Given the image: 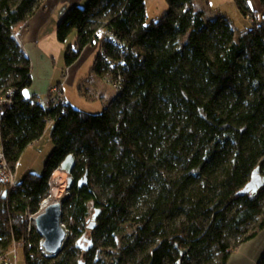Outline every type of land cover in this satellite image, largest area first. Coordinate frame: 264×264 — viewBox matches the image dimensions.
Returning a JSON list of instances; mask_svg holds the SVG:
<instances>
[{
	"label": "trees",
	"instance_id": "16d2710c",
	"mask_svg": "<svg viewBox=\"0 0 264 264\" xmlns=\"http://www.w3.org/2000/svg\"><path fill=\"white\" fill-rule=\"evenodd\" d=\"M194 1L166 0L168 12L152 21L146 0H89L68 10L56 29L59 43L76 33L67 66L96 45L87 80L98 76L117 89L94 115L64 95L50 106L25 97L33 68L16 28L47 0H0V96L11 92L13 102L0 118L6 156L16 170L48 127L53 145L43 175L28 174L11 192L0 183L3 252L26 237V264H79L77 242L91 218L86 264L100 248L112 258L103 264H228L264 230V187L243 193L256 169L264 177V0L255 14L251 0H235L252 20L238 33ZM68 155L77 168L62 221L74 237L46 256L42 237L28 235L26 212L40 211ZM86 174L87 186L78 187ZM125 224L133 233L120 246Z\"/></svg>",
	"mask_w": 264,
	"mask_h": 264
},
{
	"label": "rangeland",
	"instance_id": "374dc122",
	"mask_svg": "<svg viewBox=\"0 0 264 264\" xmlns=\"http://www.w3.org/2000/svg\"><path fill=\"white\" fill-rule=\"evenodd\" d=\"M70 1L71 0H69V2ZM87 2L88 0L82 3L81 6H85ZM250 3L253 9V14L261 10V2L259 0H251ZM67 4L69 3H66V0H50L47 10L48 12L46 15L42 16L44 20L42 21L43 24L40 25L43 29L42 33L56 32L59 20L64 14H66L68 8H70ZM196 6L199 10L205 11L208 19H216L219 16L228 18L236 33L252 27L251 18H245L243 14H241L235 0H197ZM146 7L148 8L147 16L149 21L160 18V16L169 10L166 0H146ZM164 7L166 10H163ZM75 37L76 33H73L65 43H59L57 40H53L47 47L53 56L52 63L55 72L53 73V85L56 86L60 84L62 86V89H64L65 92V98L72 105V107L97 115L105 110L108 105V100L111 101L114 99L117 94V89L113 87V85L108 81L102 80L98 76H93L92 80H87L98 52V46L96 45L87 47L83 51L82 57L76 61L72 67L67 66L65 54L68 47L74 43ZM98 92L105 95L103 96L104 98L102 97L103 99L98 96ZM46 133L47 134L45 135L42 143L37 146H32L23 156L21 163L17 166V183L21 182L28 173L43 175L45 169L44 163L48 158L47 156H49L53 150L51 127H48ZM59 174L60 178L57 177ZM53 177L54 183H50V190L52 191H50V194L47 198L51 197L53 190L61 189V194L56 198V202L61 203L64 210L65 201L69 195L67 189V176L57 170ZM41 209L42 205L38 214H40ZM90 210V217H92L94 213L92 204H90ZM88 222L89 224L83 231V241L86 240L83 242V244L86 246L89 245L88 241L91 240L93 234L89 227L94 221L90 218ZM30 224L32 225V230L36 231L34 221H32ZM64 227L68 234L67 240L64 243L65 246V244L68 243L74 236L72 232L68 230L67 223H64ZM132 230L133 228L130 224H125L121 228L117 234V239L120 246H124L126 243H128L130 235L133 233ZM75 241L76 240L74 239V242ZM116 250L118 249L109 251L114 253ZM90 255L91 256L89 259L92 261L91 264H103L104 262L108 263L112 261V258L105 253V248L93 250ZM79 256L82 258L80 260H85V255L82 251L80 252ZM16 264H26L24 247L20 246L18 248Z\"/></svg>",
	"mask_w": 264,
	"mask_h": 264
},
{
	"label": "crops",
	"instance_id": "0c3cea01",
	"mask_svg": "<svg viewBox=\"0 0 264 264\" xmlns=\"http://www.w3.org/2000/svg\"><path fill=\"white\" fill-rule=\"evenodd\" d=\"M85 1L87 0H71L70 2L69 0H66V3H69L67 5H69L70 8H73L76 6L81 7L82 3H84ZM196 2L197 0L193 2V5L197 10H199L198 7L196 6ZM49 3H50V0H47V3L43 6V8L38 11L35 17H33L30 21L26 23V26H19L16 28L18 39L21 45L24 47L26 55L30 57L31 62H32V68H33L32 75H31L32 84L24 92L25 97L27 99L44 98L51 92L52 88H56V87L58 88L60 85V84L56 86L53 85V79H54L53 73H55L53 63H52L53 56L49 52L50 51L49 48H47L53 40L54 41L57 40V33L56 32L42 33L43 29L40 26L41 24H43L42 21H44L42 16L46 15L48 12L47 10L49 7ZM70 8H68V10H70ZM163 10H166V8L164 7ZM147 11H148V8H147ZM252 12H253V9H252ZM255 13H260V11L255 12ZM157 19H160V18H157ZM60 20H59V23H60ZM59 89L62 91V95H64V98H65V92H64V89H62V86H60ZM97 94L101 98L105 96L103 93H100V92H98ZM66 101L67 103H69L68 100ZM108 102L109 100L107 101V104ZM46 132H45V135L47 134ZM45 135L42 137L41 140L31 144V147L40 145L42 141L44 140ZM23 156L21 157L22 159H23ZM16 172H17V169H16ZM28 174H33V173H28ZM263 254H264V230L259 234V236L256 239L249 241L247 244L242 245L239 248V250L230 257L229 259L230 261L228 264H258Z\"/></svg>",
	"mask_w": 264,
	"mask_h": 264
},
{
	"label": "water",
	"instance_id": "95a60500",
	"mask_svg": "<svg viewBox=\"0 0 264 264\" xmlns=\"http://www.w3.org/2000/svg\"><path fill=\"white\" fill-rule=\"evenodd\" d=\"M77 168V161L74 155H68L66 160L61 164L59 171L64 173L67 176V189L75 185V178L73 174ZM88 177L87 174L78 182V187L82 188L87 186ZM264 187V177L261 176L259 168L256 169V172L253 174L251 182L245 187L243 193H254L257 194V191ZM8 192L5 193L3 199L6 198ZM99 212L97 211L95 216ZM63 205L59 202L48 205L44 211L41 210L40 214L35 218V226L37 233L42 237V249L44 254L47 256H57L62 249L64 248V243L67 240V232L63 223ZM96 223H92L89 227L90 230H94ZM86 241V240H85ZM83 239H80L77 244L79 250H82L84 253H89L94 244L92 240L88 241V246L83 244ZM79 264H86L84 261H80Z\"/></svg>",
	"mask_w": 264,
	"mask_h": 264
},
{
	"label": "built area",
	"instance_id": "2783aa9c",
	"mask_svg": "<svg viewBox=\"0 0 264 264\" xmlns=\"http://www.w3.org/2000/svg\"><path fill=\"white\" fill-rule=\"evenodd\" d=\"M12 93L9 92L6 96H0V118L5 115L8 107L12 106L13 102L10 97ZM51 96V97H49ZM39 100L40 103H43L46 106H50L53 102H55V98H59L62 96V92L59 88H52L50 95ZM59 171V170H58ZM16 170L12 168L9 160L6 156V147L4 136L0 130V183L3 187L7 189V191L11 192L17 184L16 180ZM53 178V179H52ZM50 183H54V177H52ZM49 183V187H51ZM52 191V190H51ZM70 194V190L68 189ZM25 222L28 224V235L32 231V225L30 224L32 221L35 222V218L39 215L38 213L32 214L29 211L26 212ZM27 243V238L24 240L17 241L13 239L12 248L8 252H3L0 248V264H16V255L18 253V248ZM43 250V249H42Z\"/></svg>",
	"mask_w": 264,
	"mask_h": 264
},
{
	"label": "bare ground",
	"instance_id": "6f19581e",
	"mask_svg": "<svg viewBox=\"0 0 264 264\" xmlns=\"http://www.w3.org/2000/svg\"><path fill=\"white\" fill-rule=\"evenodd\" d=\"M59 176H60V174L57 177H59ZM60 194H61V189L60 190H58V189L57 190H53L51 197L50 198H45L44 202L42 203V209L41 210L44 211L45 208L48 205L53 204V203H56V198L58 196H60Z\"/></svg>",
	"mask_w": 264,
	"mask_h": 264
},
{
	"label": "flooded vegetation",
	"instance_id": "af4514ba",
	"mask_svg": "<svg viewBox=\"0 0 264 264\" xmlns=\"http://www.w3.org/2000/svg\"><path fill=\"white\" fill-rule=\"evenodd\" d=\"M82 239H84V238H82ZM84 253V252H83ZM84 254H87V253H84Z\"/></svg>",
	"mask_w": 264,
	"mask_h": 264
}]
</instances>
